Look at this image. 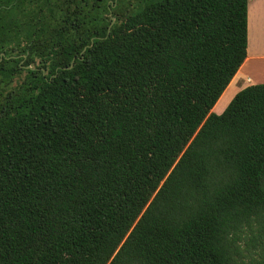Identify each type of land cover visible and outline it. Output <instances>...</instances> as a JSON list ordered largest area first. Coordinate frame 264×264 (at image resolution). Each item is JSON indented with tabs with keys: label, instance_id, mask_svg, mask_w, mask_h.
Returning a JSON list of instances; mask_svg holds the SVG:
<instances>
[{
	"label": "trees",
	"instance_id": "obj_1",
	"mask_svg": "<svg viewBox=\"0 0 264 264\" xmlns=\"http://www.w3.org/2000/svg\"><path fill=\"white\" fill-rule=\"evenodd\" d=\"M248 1L0 0V264H264Z\"/></svg>",
	"mask_w": 264,
	"mask_h": 264
},
{
	"label": "crops",
	"instance_id": "obj_2",
	"mask_svg": "<svg viewBox=\"0 0 264 264\" xmlns=\"http://www.w3.org/2000/svg\"><path fill=\"white\" fill-rule=\"evenodd\" d=\"M258 83H264V0H249L247 57L227 87H234L229 101L243 88ZM212 111L222 112H216L215 106Z\"/></svg>",
	"mask_w": 264,
	"mask_h": 264
},
{
	"label": "rangeland",
	"instance_id": "obj_3",
	"mask_svg": "<svg viewBox=\"0 0 264 264\" xmlns=\"http://www.w3.org/2000/svg\"><path fill=\"white\" fill-rule=\"evenodd\" d=\"M233 91H234V87L226 88V90L223 92L222 96L218 100V103L215 105L216 112L222 111L223 109L226 108V107L224 108V106L229 101L230 97L232 96Z\"/></svg>",
	"mask_w": 264,
	"mask_h": 264
},
{
	"label": "water",
	"instance_id": "obj_4",
	"mask_svg": "<svg viewBox=\"0 0 264 264\" xmlns=\"http://www.w3.org/2000/svg\"><path fill=\"white\" fill-rule=\"evenodd\" d=\"M73 65V62H72V64H71V66Z\"/></svg>",
	"mask_w": 264,
	"mask_h": 264
}]
</instances>
